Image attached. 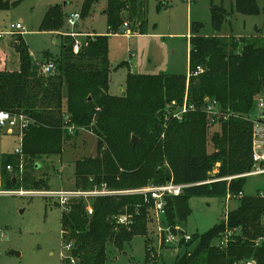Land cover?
Wrapping results in <instances>:
<instances>
[{
  "label": "trees",
  "instance_id": "16d2710c",
  "mask_svg": "<svg viewBox=\"0 0 264 264\" xmlns=\"http://www.w3.org/2000/svg\"><path fill=\"white\" fill-rule=\"evenodd\" d=\"M95 1L82 0L81 19L89 15ZM105 2L107 35L86 37V45L78 54L72 52V39L66 38L61 43L59 58L46 56L45 63L54 64L52 73L44 74L33 65L19 36L12 40L10 46L19 67L15 71L0 70V110L25 114L33 123L23 135L22 157L11 154L2 158L3 191L47 186L45 180L31 181L26 174L21 178V160L26 165L61 153L66 136L61 128L64 115L67 124L74 126H86L94 118V134L102 139L97 142L98 155L74 163L73 188L87 189L90 177L112 189H134L169 180L190 185L180 196L166 201L164 220L171 230L188 218L189 198L202 196L225 201L227 195H234L238 204L225 212V221L221 219L207 232L179 242L183 254L174 264H240L246 260L264 264V198L259 192L245 195L247 176L239 177L253 167L252 125L230 118L222 123L220 134L213 135V151L206 153L207 122L198 111L181 121L172 120L158 139L162 132L161 111L165 104H180L185 91L188 100L196 105L207 96L216 99L225 112L249 115L256 96L264 95V36L217 35L224 21L229 20L231 9L211 3L215 35H201L203 26L196 23L188 37V71L201 67L202 73L188 80L186 75L129 73L124 93L112 96L108 93V34L118 31L123 23L129 25L134 16L139 17L138 27L143 28L145 13L144 0ZM231 6L243 15H257L260 11L257 0H233ZM62 24L60 9L50 8L43 26L55 31ZM132 137L137 139L134 144ZM7 166H11L10 172ZM239 193L241 197L236 198ZM148 207L138 195L98 198L92 203L91 216L85 214L82 204H72L68 212L61 214L62 240L72 242L64 262L105 264L109 245L121 251L134 236L148 232ZM122 213H128L125 215L130 216V224L116 223L115 218ZM227 230L232 234L226 245L220 247ZM258 239L261 242L256 244ZM146 250L147 259L150 250Z\"/></svg>",
  "mask_w": 264,
  "mask_h": 264
},
{
  "label": "rangeland",
  "instance_id": "374dc122",
  "mask_svg": "<svg viewBox=\"0 0 264 264\" xmlns=\"http://www.w3.org/2000/svg\"><path fill=\"white\" fill-rule=\"evenodd\" d=\"M223 2L224 4L222 0H144L143 20L145 23L143 28L138 27L140 19L134 16L129 24V36L108 34L110 65L108 93L112 96H121L124 93L125 81L129 73L187 75L188 37L191 26L200 23L203 26L201 35H215L211 21V3L217 6L224 5L227 10L231 9L229 20L224 21L217 35L264 36V0H257L260 9L257 15L238 13L231 6L233 0ZM81 4L82 0H0V33H5L0 38V70L15 71L18 69V57L10 46L17 36L26 44L32 63L39 70L49 54L51 57L59 58L61 43L69 38L64 34L67 33L66 18L74 12L80 13ZM105 6V0H96L89 15L79 22L78 31L107 35L108 24L103 13ZM55 7L61 11L63 24L57 30L49 31L43 26V19L46 12ZM123 16L126 18L127 13ZM127 22L129 23V20ZM16 23L20 24L23 30L11 34L10 25ZM187 86L186 84L185 90ZM257 97L250 112L254 116L262 112L257 108ZM175 103L178 104V102ZM167 105L165 104L163 110L168 107ZM163 110L161 111L162 118L159 120L162 124L159 140L171 122L169 120L164 122L165 110ZM65 116L67 115H64L65 123L61 128L66 136L62 141L61 153L43 156L27 162L26 165L21 160V178L26 174L28 180L35 182L45 180L47 186L41 189L0 192V264H66L64 256L68 251L64 247L65 241L62 240L61 231L63 209L57 199L42 193L56 189H73L74 163L83 158L96 157L98 155L97 142L102 139L94 134V118L86 126H74L67 124ZM246 117L248 114L232 118L250 123ZM221 125L222 123L210 126L206 123L204 146L206 153L213 151L212 138L214 134H220ZM66 126L73 127L72 134L67 132ZM16 142L15 136L0 131V172L3 156L14 154L17 147ZM35 164L39 167L35 168ZM0 191H3L1 186ZM21 191L23 194L18 193ZM243 192L245 195L264 193V174L247 176ZM230 196L231 199L227 201L202 196L189 198L187 204L190 214L180 226L176 225L175 229H180L189 237L207 232L221 222L225 212L237 206L238 201L235 200L234 195ZM147 212L148 221H150L148 232L144 236H134L121 251L109 245L105 264H174L177 257L183 254V249L179 248L178 244H166L163 241L159 244L158 228L167 225L163 217L158 221L149 208ZM260 242L261 240L258 239L256 244ZM146 247L150 250L147 259ZM12 251L18 255L12 254ZM249 262L255 264L251 260ZM246 263L247 260L244 263L240 262V264Z\"/></svg>",
  "mask_w": 264,
  "mask_h": 264
},
{
  "label": "built area",
  "instance_id": "2783aa9c",
  "mask_svg": "<svg viewBox=\"0 0 264 264\" xmlns=\"http://www.w3.org/2000/svg\"><path fill=\"white\" fill-rule=\"evenodd\" d=\"M81 21L80 13L74 12L66 18V26L67 33H64L66 37L72 39V52L73 54H78L82 47L84 46V41L88 36H94L93 33H81L78 31L77 26ZM23 30V27L16 23L10 25L11 34L17 31ZM5 33H0V38L3 37ZM113 35L124 34L129 36V25L127 23H123L118 31L112 33ZM82 38V39H81ZM55 70L54 64L52 62H48L42 64L41 72L44 74L52 73ZM203 72V68L197 67L194 71L189 72L186 75L187 80L192 76H197L198 74ZM256 104L258 110H262V112L257 113L255 116L253 114H249L246 117L247 120L250 121L252 125V162L253 167L250 172L241 175L239 177L250 176V175H258L264 174V95H260L256 99ZM168 107L164 109L163 120L172 121L177 120L181 121L185 116L201 112L204 114L206 118L207 124L210 126H214L220 123L227 122L230 118L239 116L233 112H225L221 109L219 102L211 97H204L202 103L200 105H196L188 100L187 92H185L183 96V100L180 104H176L175 102H171L167 105ZM66 122L68 121L67 118ZM32 120L22 113H12L4 110H0V131L13 135L17 138V147L15 148L14 154L22 156V139L25 130L32 124ZM66 130L69 134H72L73 127L66 126ZM20 165V169H21ZM7 171H11V166L6 167ZM231 179V178H228ZM90 186L87 189L82 188H73V189H56L53 191L43 192L42 194L49 196L51 198L57 199L58 204L63 209V212H68L70 210V206L72 204H84L85 213L90 216L93 214L92 203L98 198L105 197H121L125 195H138L143 198L145 204H147L154 216L160 220L161 217L164 218L166 214V201L168 198L178 197L183 193V190L190 185L187 184H176L172 180L164 184L154 185L148 184L146 186L128 190L121 189H112L108 187L105 182L96 183L93 177H90L88 180ZM4 192V191H0ZM8 193V192H4ZM19 194H23V192H18ZM41 194V195H42ZM241 193H239L236 198L241 197ZM259 196L264 198V193L259 192ZM231 199L230 195H227L225 200ZM122 213L118 215L115 220L119 225H128L131 223L129 219L130 216H127ZM137 214V213H136ZM222 220H226V214L223 215ZM232 234L230 230H227L223 235L222 240L219 243L220 247L226 245L229 236ZM158 236L160 238V242L170 244H179L181 240L188 241L190 239L189 236L182 234L180 229L171 230L170 227H159L158 228ZM65 249L70 252L72 248V242L65 241L64 243ZM67 253V254H68ZM67 254L64 256L66 258ZM63 257V258H64ZM73 262V261H71ZM246 264H251L247 262Z\"/></svg>",
  "mask_w": 264,
  "mask_h": 264
},
{
  "label": "water",
  "instance_id": "95a60500",
  "mask_svg": "<svg viewBox=\"0 0 264 264\" xmlns=\"http://www.w3.org/2000/svg\"><path fill=\"white\" fill-rule=\"evenodd\" d=\"M66 4V3H65ZM88 101H90V99H88ZM137 141V139L135 138V137H132L131 138V142L134 144L135 142ZM39 167V165L38 164H35V168H38ZM12 254H16V255H18V253H16V252H11Z\"/></svg>",
  "mask_w": 264,
  "mask_h": 264
},
{
  "label": "crops",
  "instance_id": "0c3cea01",
  "mask_svg": "<svg viewBox=\"0 0 264 264\" xmlns=\"http://www.w3.org/2000/svg\"><path fill=\"white\" fill-rule=\"evenodd\" d=\"M103 13H104V8H103ZM78 29H79V24H78ZM87 33H89L90 31H86ZM96 34V33H95ZM6 70V69H5ZM109 86H110V82H109ZM110 89L108 88V91H109Z\"/></svg>",
  "mask_w": 264,
  "mask_h": 264
}]
</instances>
